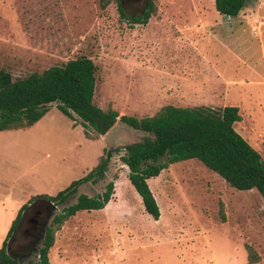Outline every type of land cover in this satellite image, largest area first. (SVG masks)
Returning <instances> with one entry per match:
<instances>
[{
  "label": "rangeland",
  "instance_id": "rangeland-1",
  "mask_svg": "<svg viewBox=\"0 0 264 264\" xmlns=\"http://www.w3.org/2000/svg\"><path fill=\"white\" fill-rule=\"evenodd\" d=\"M157 9L141 25L116 3L0 0V69L17 79L89 57L98 68L95 103L121 116H153L167 105L238 107L236 131L264 158V0H247L236 18L221 15L215 0H159ZM141 139L118 124L90 140L56 105L30 129L0 132L1 230L19 205L87 176L105 149ZM110 182L115 194L103 210L80 212L57 232L50 264H249L247 246L264 264L263 197L234 189L198 160L148 180L158 221L118 156L105 180L82 185L54 215Z\"/></svg>",
  "mask_w": 264,
  "mask_h": 264
},
{
  "label": "trees",
  "instance_id": "trees-1",
  "mask_svg": "<svg viewBox=\"0 0 264 264\" xmlns=\"http://www.w3.org/2000/svg\"><path fill=\"white\" fill-rule=\"evenodd\" d=\"M158 1L150 0L142 19L129 18L121 0H99V3L103 10L116 3L130 24L145 25L157 13ZM246 5L247 0H215L216 10L230 18L238 17ZM97 71L94 61L86 56L17 79L0 69V132L30 129L56 105L75 126L79 122L83 125L90 140L105 136L118 124L143 134L140 141L105 149L87 176L58 195H38L23 205L0 248V264H50L49 254L57 232L80 212L103 210L115 194V184L110 182L97 196H78L74 204L55 214L38 234H34L35 223L25 225L27 213L37 205H63L82 185H97L105 180L115 156L128 167L129 180L141 197L146 213L156 221L161 212L148 180L160 176L169 165L188 160H198L234 189L256 190L264 199V158L236 131L235 124L242 121L238 107L167 105L153 116H121L112 107L104 110L95 103ZM164 158L167 161L162 163ZM24 231L27 237L18 240ZM31 237H34L31 250L18 252V245L26 244ZM247 251L249 264H257L259 257L253 248L247 246Z\"/></svg>",
  "mask_w": 264,
  "mask_h": 264
},
{
  "label": "water",
  "instance_id": "water-1",
  "mask_svg": "<svg viewBox=\"0 0 264 264\" xmlns=\"http://www.w3.org/2000/svg\"><path fill=\"white\" fill-rule=\"evenodd\" d=\"M121 4L122 9L127 13V15L131 19H142L149 9L150 0H121ZM129 11H131L132 13H129ZM226 17L230 18L229 16ZM117 128L118 125H115L110 130V132L114 131ZM41 208L42 205H37L33 206L31 210H29L24 220L26 226L37 222L39 216L41 215ZM48 210L50 211V216H48L47 220L44 221L43 226H46L49 223L54 213L57 212L58 208L55 204L52 203L50 206H48ZM22 237H27V231L21 232L18 235V240H21Z\"/></svg>",
  "mask_w": 264,
  "mask_h": 264
},
{
  "label": "flooded vegetation",
  "instance_id": "flooded-vegetation-1",
  "mask_svg": "<svg viewBox=\"0 0 264 264\" xmlns=\"http://www.w3.org/2000/svg\"><path fill=\"white\" fill-rule=\"evenodd\" d=\"M135 19H138V18H135ZM47 210H48V206L42 205L41 215L39 216L37 222L35 223V232H34V234L40 233L41 229L43 228V225H44V215H45V213H46ZM33 238L34 237H31L30 240L26 244H24V245H18L17 251L20 252V253H25V252L31 250Z\"/></svg>",
  "mask_w": 264,
  "mask_h": 264
},
{
  "label": "crops",
  "instance_id": "crops-1",
  "mask_svg": "<svg viewBox=\"0 0 264 264\" xmlns=\"http://www.w3.org/2000/svg\"><path fill=\"white\" fill-rule=\"evenodd\" d=\"M24 205H25V204H24ZM22 206H23V205H19V207H18V209H17V213L12 217L10 223L5 224V228L3 229V231L1 230V225L3 224V223H2L3 220H2L1 217H0V247H1L2 243L4 242L6 236H7L8 232H9V229H10V227H11V225H12V222L14 221V219H16V217H17V215H18V212H19V210L21 209ZM0 216H2V214H1Z\"/></svg>",
  "mask_w": 264,
  "mask_h": 264
},
{
  "label": "built area",
  "instance_id": "built-area-1",
  "mask_svg": "<svg viewBox=\"0 0 264 264\" xmlns=\"http://www.w3.org/2000/svg\"><path fill=\"white\" fill-rule=\"evenodd\" d=\"M254 32H255V34H258V30H257V28L254 29Z\"/></svg>",
  "mask_w": 264,
  "mask_h": 264
}]
</instances>
